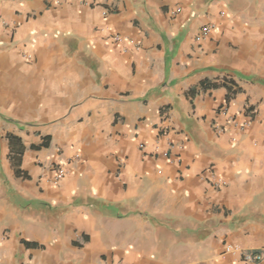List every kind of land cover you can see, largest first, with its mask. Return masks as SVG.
Returning <instances> with one entry per match:
<instances>
[{
    "label": "crops",
    "instance_id": "1",
    "mask_svg": "<svg viewBox=\"0 0 264 264\" xmlns=\"http://www.w3.org/2000/svg\"><path fill=\"white\" fill-rule=\"evenodd\" d=\"M246 252L264 0H0V264H264Z\"/></svg>",
    "mask_w": 264,
    "mask_h": 264
},
{
    "label": "built area",
    "instance_id": "2",
    "mask_svg": "<svg viewBox=\"0 0 264 264\" xmlns=\"http://www.w3.org/2000/svg\"><path fill=\"white\" fill-rule=\"evenodd\" d=\"M215 30V26L214 25H209L204 27L203 29V34L206 35L209 32ZM111 38L115 41V42H121V41H128V42H132L130 41L129 38H125L124 36H122L120 33L114 32L111 33ZM224 112H226L225 108L223 109ZM233 121H235V119H233ZM249 122L248 121H243L241 123H239L240 128L243 130L246 128L247 124ZM66 175V169L63 167L58 168V170L56 171V175H55V182L57 183L58 181H60V179H62L63 177H65ZM236 247L229 245L227 247V250H231V249H235ZM263 254L262 253H254V252H246L244 253V260L248 263V262H253V261H262L263 260ZM120 264V263H119Z\"/></svg>",
    "mask_w": 264,
    "mask_h": 264
},
{
    "label": "trees",
    "instance_id": "3",
    "mask_svg": "<svg viewBox=\"0 0 264 264\" xmlns=\"http://www.w3.org/2000/svg\"><path fill=\"white\" fill-rule=\"evenodd\" d=\"M220 85H225L226 86L227 84L226 83H216V82L205 81V82H203L201 84L200 88L205 90V89H208V88H216V87H218ZM228 90H229V93L227 95V99L230 100L232 98L233 94H234V91L230 87H228ZM194 91L197 92V89L194 90ZM22 151L23 150H21L18 153H14V155L12 156V158L14 159V162L16 164H19L20 163ZM17 171L19 172V168H18Z\"/></svg>",
    "mask_w": 264,
    "mask_h": 264
}]
</instances>
